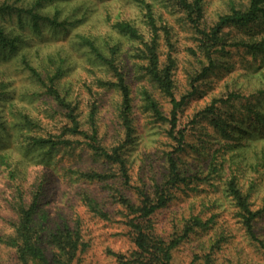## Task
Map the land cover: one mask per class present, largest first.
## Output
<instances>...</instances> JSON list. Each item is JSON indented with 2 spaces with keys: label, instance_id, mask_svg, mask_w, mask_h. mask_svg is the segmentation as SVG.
<instances>
[{
  "label": "trees",
  "instance_id": "1",
  "mask_svg": "<svg viewBox=\"0 0 264 264\" xmlns=\"http://www.w3.org/2000/svg\"><path fill=\"white\" fill-rule=\"evenodd\" d=\"M42 1L3 3L0 15L26 13L35 27H66L59 11L37 8ZM213 1L136 0L138 19L112 21L104 34L77 31L73 45L90 69L77 80H66L69 52L53 72L40 69L33 57L42 51L22 50V36L0 24V55L21 54L39 100L35 110L0 108V143L7 134L21 146L0 147V247L8 259L96 264L102 255L112 264H174L181 250L183 264H264V147L255 161L237 162L224 155V141L208 147L192 138L202 114L226 136L236 128L253 142L263 133L236 122L234 101L260 115L235 87L188 112L201 86L193 78L182 92L179 65L182 55L200 59L197 78L205 80L230 46L264 55V0H222L211 10ZM6 94L0 81V99ZM144 116L162 147L138 159ZM188 149L208 158L207 168L200 158L192 166L183 160ZM55 181L67 185L58 195L49 190ZM120 236L122 246L111 242Z\"/></svg>",
  "mask_w": 264,
  "mask_h": 264
},
{
  "label": "rangeland",
  "instance_id": "2",
  "mask_svg": "<svg viewBox=\"0 0 264 264\" xmlns=\"http://www.w3.org/2000/svg\"><path fill=\"white\" fill-rule=\"evenodd\" d=\"M36 1L37 0H0V5L7 3L14 6L29 8L32 7ZM221 1L222 0H214L211 10L217 7ZM37 8L40 9L41 12L51 15L59 11V19H66L69 23H67V26L64 28L54 27L47 22H40L39 25L35 27L28 14L21 13V16H19L18 12H13L10 15H0V24L3 25L8 32H11L12 35L20 34L22 36L24 39L22 42V50L28 51V53H33L36 50L42 51V58L33 57V63H39L38 66L40 69L45 68L46 71L53 72L60 63L61 57L68 59L65 55H68L69 52L71 55L70 58H72V65L69 74L66 76V80L82 79L87 70L90 72L87 57H85L84 52L75 48L73 45L72 38L74 33L79 30H85L93 34H104L108 26L112 24V21L114 22L118 19H138L140 16V8L136 0H44ZM252 27L257 29L259 25ZM238 30L240 34H245V32H247L243 29ZM228 49L230 50L229 54L218 56L219 67L212 69L209 72V77L205 80H203L204 78H197L199 72L195 68H202L203 66V64L199 62L200 59L198 60V58L194 56L182 55L179 63L181 68L180 78H182L181 91L185 92L187 89L189 90L188 83H190V80L193 78L197 79H195V83H200L201 88L199 92H201H197L191 97L192 100L187 108L188 112L193 113H197V109H199V111L203 109L201 107L206 102L220 96V92L226 93L225 90L227 89L230 90L234 87L238 88V91H241L245 97H249L250 105L258 111L261 120H258L256 115H250L246 112L245 101L242 98L234 101L235 106L233 112L237 123H248L253 127V133H263L260 139H255L251 142V138L245 135L247 133L236 132V128L234 129L233 137L226 136V133L216 130L213 123L202 114H200V118L198 119L199 122L196 124V131L192 138H194L195 144L207 140L208 147L212 146L214 143L216 144L212 147H217V141L222 140V142L224 141L227 145L224 146L225 149H227L224 155L227 154V157L234 156L233 160L237 162L241 161L244 156H248L246 160L249 159V162H251L255 161L253 154L255 150L264 147V97L263 94H261L264 89V55L252 54L245 49L231 46L228 47ZM7 55L8 53L6 56ZM6 56L0 55V81L4 84V91L7 93L3 99H0V108L13 103L23 109L31 107L35 110V105L38 107L39 103V100L36 101L34 94L37 87L33 80L29 78L27 71L22 68L19 60L21 54H19L17 58ZM189 72H191V77L187 75ZM233 83H235L237 87ZM224 106V108H226L225 104ZM141 119L143 123V129L141 130L142 142L135 151V156H137L138 159H140L145 152L151 150L157 153V147H162L158 146L159 138L162 136L161 133L151 125V127L146 126L147 124L145 121L147 120L145 116ZM197 131L199 133H197ZM4 142L7 144L5 145ZM233 143H236L237 146H231ZM2 145L4 147H12L13 150H18V147H21L19 143L13 141L12 137L9 138L7 134L2 136V144L0 143V147ZM242 147H246L248 152H245ZM211 149L212 151L215 150L214 148ZM212 151L210 153L211 155ZM182 156L183 160L187 161V163L189 162L190 165L193 161L198 162L200 158L202 165H205L207 168L208 158H202L197 150L188 149ZM158 159L159 164H162L163 159ZM248 175L252 176L259 174L251 172ZM55 187L58 195L59 191L67 187V185H62L60 181H55L51 184L49 190ZM0 190L2 191L1 185ZM178 195L184 197L185 194L179 191ZM160 217L164 219V215ZM114 241L120 246L124 244L122 236L116 240L113 239L111 242ZM99 256L100 263L96 264H112L108 257ZM185 258L184 253L180 250L176 254L174 264H183ZM0 264H15L6 257L1 247Z\"/></svg>",
  "mask_w": 264,
  "mask_h": 264
}]
</instances>
